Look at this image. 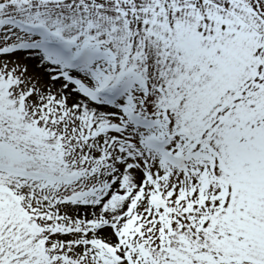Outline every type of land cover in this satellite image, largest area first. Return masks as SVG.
<instances>
[{
  "label": "snow or ice",
  "instance_id": "1",
  "mask_svg": "<svg viewBox=\"0 0 264 264\" xmlns=\"http://www.w3.org/2000/svg\"><path fill=\"white\" fill-rule=\"evenodd\" d=\"M0 264H264V0H0Z\"/></svg>",
  "mask_w": 264,
  "mask_h": 264
}]
</instances>
